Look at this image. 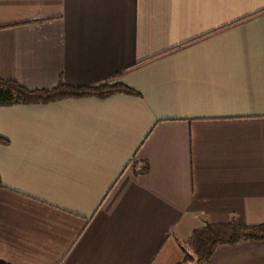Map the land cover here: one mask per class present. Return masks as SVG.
Here are the masks:
<instances>
[{
    "label": "crops",
    "instance_id": "1",
    "mask_svg": "<svg viewBox=\"0 0 264 264\" xmlns=\"http://www.w3.org/2000/svg\"><path fill=\"white\" fill-rule=\"evenodd\" d=\"M0 77L139 93L0 106L1 262L176 264L196 228L264 224V0H0Z\"/></svg>",
    "mask_w": 264,
    "mask_h": 264
},
{
    "label": "trees",
    "instance_id": "2",
    "mask_svg": "<svg viewBox=\"0 0 264 264\" xmlns=\"http://www.w3.org/2000/svg\"><path fill=\"white\" fill-rule=\"evenodd\" d=\"M118 93L139 95L121 82L74 86L59 79L54 87L29 89L15 80L0 77V106L48 103L65 98L97 97L102 99ZM5 142L6 140L0 137V144ZM241 240H264V224L242 225L235 220L207 223L191 232L185 241L191 253L185 251L182 259L176 264H187V262L202 264L211 257L217 245H231ZM0 264L5 263L0 261Z\"/></svg>",
    "mask_w": 264,
    "mask_h": 264
},
{
    "label": "rangeland",
    "instance_id": "3",
    "mask_svg": "<svg viewBox=\"0 0 264 264\" xmlns=\"http://www.w3.org/2000/svg\"><path fill=\"white\" fill-rule=\"evenodd\" d=\"M186 251H187V253H189V254L191 253V251L189 250V248H187ZM187 264H193V263H191V262H187Z\"/></svg>",
    "mask_w": 264,
    "mask_h": 264
}]
</instances>
